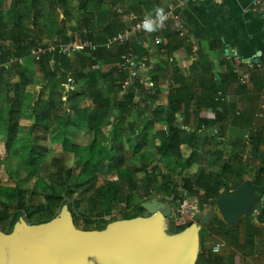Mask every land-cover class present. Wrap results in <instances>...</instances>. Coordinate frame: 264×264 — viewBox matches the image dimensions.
<instances>
[{
  "label": "trees",
  "instance_id": "trees-1",
  "mask_svg": "<svg viewBox=\"0 0 264 264\" xmlns=\"http://www.w3.org/2000/svg\"><path fill=\"white\" fill-rule=\"evenodd\" d=\"M57 1L58 4L60 3L64 17L70 18L73 9L69 7L68 0ZM108 1L114 3V0H80L81 20L85 28V35L81 40L90 41L100 47L95 51L83 49L75 55L74 59L64 55L44 54L36 62L38 70L35 74L22 69L20 60L28 58L33 48L42 45L39 40L31 38V34L32 30L40 32L43 29L42 25L50 2L49 0H0V34L8 37L13 43L12 52L3 51L0 54V136L6 137V150L10 152L14 145L17 146L16 137L23 132L19 122L21 110L26 104L28 88L41 85L42 89L38 98L30 105L31 114L36 121L35 127L49 133L52 129L61 126L63 133L54 141H61L63 150L74 154L80 166L78 172L67 173L63 184L64 194L54 192L47 196L45 207L41 204L34 205L26 191L0 184V225H10L14 228L21 217L29 224L34 215H40L43 219L38 224L46 223L57 217L62 207L67 205L77 228L103 230L109 223L118 220L115 216L117 210L120 208L126 210L128 206H133L135 196L146 201L154 197H161L164 201L169 199L172 202L180 200L183 205L184 195L190 193L200 198L202 202L215 204L219 198L230 195L248 181L256 187H264V155L261 151L263 141L257 133H252L248 139L251 151L247 161H243V158L238 155L226 157V151L222 149L215 151L209 165L219 167L220 172L217 174L206 171L205 166H200L196 172L189 173L188 170L193 164L190 157L179 171L184 170V174L178 185L157 170L147 172L146 167L141 169L127 167L120 170V181L112 180L108 187L97 186L98 172L105 165H108V172L115 170L113 156L125 159L126 143L136 140L138 143L131 151L139 154L151 129L161 124L165 128L156 132L160 141L156 149L158 155L164 158L172 157L177 162L183 161V148L198 146L201 135L197 129L205 122L200 121L194 131L187 129L188 102L186 96L183 97L180 91L170 93L166 107L156 105L159 90L153 75L151 80L155 87L149 92L143 85H133L126 95L119 97L121 82L128 77V73L120 72L116 65L131 48L137 55L139 50L145 51L143 36H139L132 44L112 45L110 48L103 45L127 27L122 22L108 23L109 18H106L104 22L106 21L107 25L95 31L94 22L98 15L96 7ZM120 1L128 7L125 14L133 13L140 16L141 10L137 5H133L134 1ZM156 9L155 7L153 15ZM63 32V29H58L54 34L65 42L76 39V37H64ZM14 59L16 62L7 70V66ZM93 66L97 69H93ZM105 66H111V69L106 71ZM10 73V76L19 78L17 82L10 80ZM68 75H75L84 83L76 91L67 95V99L63 101V86ZM212 81H215L214 78ZM219 90L220 86H216L208 92L205 98H209L212 103H205L206 107L211 106L217 110L222 106L225 107V103L219 99L216 100ZM141 91L148 93L145 100L151 101L155 106H152V109L145 106L144 113L137 114V119H143L142 124L139 125L131 118L136 113L135 98ZM88 101L91 107L84 105ZM182 116L183 125H179L178 122ZM244 118L243 115L234 114L233 125L237 126L238 121ZM112 119L111 132L107 133L105 129L109 127L108 124ZM84 125H87L89 131L94 134L93 140L84 147L72 145L65 132L68 129H80ZM206 141L207 139L204 138V142ZM223 143L225 144V142L217 141L216 145ZM236 143L239 144L238 141ZM23 152L27 162V174L31 176L37 174L40 171L38 164L42 157L36 155L29 145H25ZM254 162H257V165H254ZM141 170L147 172L143 179L138 177ZM259 194L262 196L264 190ZM141 204H138L133 212L124 213L121 219L142 216L145 210ZM199 208L202 215L209 211L202 209L201 206ZM11 209H13V216ZM257 218L259 221H264V207ZM206 227L214 228L217 235L228 234L234 230L218 216L209 221L200 234L198 259L201 258L203 261L208 255L202 239ZM165 230L168 234H175L182 231V228L174 231L173 227L165 224Z\"/></svg>",
  "mask_w": 264,
  "mask_h": 264
},
{
  "label": "crops",
  "instance_id": "crops-1",
  "mask_svg": "<svg viewBox=\"0 0 264 264\" xmlns=\"http://www.w3.org/2000/svg\"><path fill=\"white\" fill-rule=\"evenodd\" d=\"M181 19L188 28V39L178 35L174 24H164L143 36L145 53L153 48V39L157 36L164 39L167 49V55L158 52L151 55L147 71L150 79L144 78L153 87L146 85V89L149 92L155 87L153 75L159 90L157 105L165 107L171 92H182L188 102L187 129L194 131L200 121H205L202 125L207 129L201 138L208 143L215 140L226 143L231 139L229 147L222 144L228 157L238 155L247 161L251 151L248 139L252 133L260 135L264 155V19L255 12L253 0L190 3ZM169 58L173 61L169 62ZM251 61L257 64L251 67ZM245 75L249 78L242 83ZM216 86H220L218 94L225 99L219 100L225 107L218 110L205 106L212 103L205 97ZM260 113L263 117H258ZM234 114L245 117L237 126L233 125ZM182 120L183 116L179 125H183ZM213 131L217 132L215 138L211 136ZM257 196L261 197L259 193ZM258 215L240 216L237 226L225 222L234 228L228 234L217 235L214 228L206 227L202 239L208 255L203 264H264V221H259Z\"/></svg>",
  "mask_w": 264,
  "mask_h": 264
},
{
  "label": "rangeland",
  "instance_id": "rangeland-1",
  "mask_svg": "<svg viewBox=\"0 0 264 264\" xmlns=\"http://www.w3.org/2000/svg\"><path fill=\"white\" fill-rule=\"evenodd\" d=\"M132 1H134L133 5H137L141 10L140 16L136 15L140 20L148 17L149 15H152V13H154L153 11L155 7L160 8L166 6L170 0ZM49 2L50 4H52V6H50L49 4V6L47 7V15L45 16L42 25L43 29L40 32L32 30L31 38L39 40L42 45H46L52 42L55 38L61 39V37L56 36L54 33L58 29H63L64 37H76L77 40L83 39L85 35V28L81 20L82 10L80 0H68L69 7L73 9V13H71L70 18L64 17V14L62 13L60 8V3L58 4L57 0H49ZM96 8V14L98 15L96 16V20L94 22L95 31H98L99 29L107 25V22H104L106 18H109L108 23H114L115 21H117L122 22V24L125 25H127V23L129 22L128 20H130V18L128 17L129 14H125L128 7L124 5L123 1L114 0V3L108 1L98 4ZM92 9L94 8L92 7ZM99 14L101 15L99 16ZM117 24L119 25V23ZM12 50L13 43L11 42V40L8 37H5L4 35L2 36L0 34V54L3 51L12 52ZM144 53L145 52H143L142 50L138 51V55H144ZM71 58L74 59L75 56H72ZM37 61V58L31 54L28 58L20 60V64L22 69H24L25 71L36 74L38 70L36 64ZM14 62H16L15 59L11 62L10 65L7 66V70L9 67H11V65H13ZM95 69H97V67ZM104 69L108 71L111 69V66H105ZM6 74H8V72H6ZM10 75L11 73L9 74V78L11 81H18V77ZM144 77L146 79H150L147 72L144 73ZM69 78L73 79L74 82L72 91L70 90V92L68 93L66 91L65 85L67 84V80ZM83 83L84 81L77 79L75 75H68L63 86V101L67 99V95H69L71 92L76 91L83 85ZM122 83L123 81L121 82L119 97H123L124 95H126V93L133 85H142L140 83V79L133 78L130 81V85L126 90H124L122 87ZM41 89V85L30 86L28 88L26 104L21 110V120L19 122V127L23 128V132L21 135H18L16 137L17 146L14 145L13 149L10 152H7L6 137L0 136V184L6 187L19 188L22 191H26L28 193L27 195L29 199L32 201V203H34V205L41 204L45 207L47 205V196L52 195L54 192H58L60 195L64 194L63 184L65 183L67 173L71 171L78 172L80 166L78 163V158H76L74 154L66 153L63 150L61 141H54L56 137L63 133V129L61 128V126L57 127L56 129H52L49 133L42 132L35 127L36 121L34 116L31 114L32 110L30 105L34 100L38 98ZM147 94V92L141 91V93L137 94L135 98L136 113L131 119L133 121H136L139 125L142 124L143 119H137V114L144 113L147 107H152L151 101L145 100ZM84 105L86 107H91V103L89 101L85 102ZM114 117L115 113L113 115V119ZM113 119L109 122V127L105 129L107 133L111 132L110 126L113 122ZM163 128L164 125L161 124L151 129L150 133L147 136V141L144 145H142L139 154H134L133 151H131L132 148L138 143L136 140H133L131 143H126L125 159L113 156L112 158L114 159L113 165L115 170L108 172V165H105L104 168H102L100 172H98L99 180L97 186L108 187L109 183L112 180L120 181V170L127 167H138L140 169L146 167L147 172L157 170V172L159 171L160 173L165 174L178 185L180 184L184 174V170L182 172L179 171L182 170V166H184L185 161L190 157L192 158L193 164L188 170L189 173L196 172L200 166H205L206 171L211 173L217 174L220 172L218 166L216 167L213 165H209L211 156H213L215 151L223 148L222 144L216 145V142L219 140L208 143L204 142V138H201V140H199L198 142V146L184 147L182 150L184 160L180 162H177L172 157H160L156 150L160 145V141L156 136V132L162 130ZM65 134L72 145L79 147L86 146L93 140L94 137V134L89 131L87 125L82 126V128L80 129H68ZM230 144L231 139L226 141L225 148L229 147ZM25 145H29L31 150L34 151L36 155L42 157L38 164L40 171L33 176L27 174V162L25 154L23 152ZM225 148H223L224 151H227V149L225 150ZM226 157L228 156L226 155ZM147 172L141 170L138 173V177L140 179L145 178ZM157 198L162 200L161 197ZM184 201L185 202L183 205H181L180 200L176 202H172V200L169 199L164 201L171 205L173 208L174 217L168 218L165 221V224L169 227H173L174 231L178 230V228H182L183 230L194 222L195 217H201L202 214L199 208L200 206L204 210H211L216 207V203L212 204V202H202L200 198L195 197L190 193H186L184 195ZM143 202L147 201L145 199L139 198L138 196H135L133 206H128L126 210L120 208L116 211L115 216L118 218V220H122L121 216L124 213L133 212L134 210H136L137 205ZM10 211L11 215L13 216V209H11ZM58 213H60V211ZM147 216L148 213L145 211L142 214V217ZM42 221L43 219L40 215H34L33 218L29 221V224L35 225ZM80 229H82V227H80ZM12 230L13 226L0 225V231L5 234H10ZM198 260L196 264H203V259L200 258Z\"/></svg>",
  "mask_w": 264,
  "mask_h": 264
},
{
  "label": "water",
  "instance_id": "water-1",
  "mask_svg": "<svg viewBox=\"0 0 264 264\" xmlns=\"http://www.w3.org/2000/svg\"><path fill=\"white\" fill-rule=\"evenodd\" d=\"M263 190L248 181L175 234L165 230L173 208L157 197L141 204L147 217L117 220L103 230L77 228L67 205L46 223L30 225L21 217L10 234L0 231V264H196L202 228L217 216L232 226L240 216L255 217Z\"/></svg>",
  "mask_w": 264,
  "mask_h": 264
},
{
  "label": "built area",
  "instance_id": "built-area-1",
  "mask_svg": "<svg viewBox=\"0 0 264 264\" xmlns=\"http://www.w3.org/2000/svg\"><path fill=\"white\" fill-rule=\"evenodd\" d=\"M203 0H170L166 6L160 7L167 13V18L164 21V24H174L178 35L183 39H188V28L185 22L181 19V15L183 10L190 4ZM253 7L255 12L261 15L264 19V0H253ZM155 14L149 15L148 17L154 18ZM128 17L130 20L127 23V27L124 31L117 33L113 36L108 42L103 45L106 48H110L112 45H123L126 43H134L137 41L139 36H144L145 34L152 33L147 31L144 27L146 18L138 19L136 15L133 13L129 14ZM163 24V25H164ZM100 47L98 44H93L90 41L83 40H70L65 42L63 39L55 38L52 42L46 45H40L32 49L31 54L34 55L37 60L41 58L44 54L51 55H64L68 58L75 56L77 53L82 51L83 49H89L91 51L97 50ZM159 53L161 55H167V49L165 48L164 39L160 36H157L153 39V48L149 49L144 55H137L135 50L131 48L127 54L122 56V60L120 63L116 65L119 71H126L128 73V77L123 81L122 87L124 90L130 85V81L133 78L140 79V83L144 86L153 87L152 84H148L144 78V73L149 70V66L151 61V55L155 53ZM173 59L169 58V62H172ZM254 64H251L253 67ZM93 69L96 66L92 67ZM249 76L245 75L241 78V82L245 83L248 80ZM74 80L69 78L67 80V84L65 85L66 91L69 93L72 91ZM219 100H225L222 98V94H218ZM262 109H264V105H262ZM258 117H263V114H258ZM207 129L206 125H202L198 130L201 135L204 130ZM217 132L213 131L211 136L215 138Z\"/></svg>",
  "mask_w": 264,
  "mask_h": 264
},
{
  "label": "clouds",
  "instance_id": "clouds-1",
  "mask_svg": "<svg viewBox=\"0 0 264 264\" xmlns=\"http://www.w3.org/2000/svg\"><path fill=\"white\" fill-rule=\"evenodd\" d=\"M167 13L164 12L162 8H157L155 10V16L153 17H146L144 27L147 31L151 32L154 30H158L159 28L163 27L164 21L167 18Z\"/></svg>",
  "mask_w": 264,
  "mask_h": 264
}]
</instances>
